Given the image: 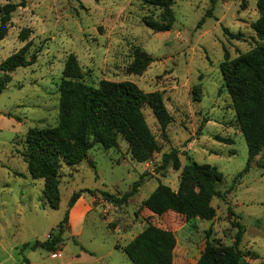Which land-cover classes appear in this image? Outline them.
<instances>
[{
    "label": "rangeland",
    "instance_id": "374dc122",
    "mask_svg": "<svg viewBox=\"0 0 264 264\" xmlns=\"http://www.w3.org/2000/svg\"><path fill=\"white\" fill-rule=\"evenodd\" d=\"M258 1L218 0L204 18L209 0H161L157 5L139 0H24L25 8L11 15L0 41V77L6 75L1 65L10 57L21 51L27 60L35 57L33 65L8 73L11 81L0 93V264H21L23 258L29 264H132L123 249L149 226L174 235L172 264H196L207 243L234 246L236 225L244 229L237 245L243 264H264V170L258 167L264 153L248 173L236 177L245 167L247 147L220 70L225 60L256 46ZM19 2L0 0V9ZM163 14L173 19L168 31L157 33L145 25L170 21ZM136 54L151 61L134 71ZM70 56L86 85L128 82L145 94L159 93L171 123L161 128L143 108L156 145L144 163L134 161L119 139L114 149L94 146L76 166L61 164L58 207L53 210L44 196V181L31 177L23 155L30 131L57 126L59 86ZM227 139L232 144L223 142ZM172 150L178 151L181 167L195 162L222 174L220 197L211 201L212 221L191 227L173 212L155 216L142 207L158 183L177 190L180 171L171 163L163 167L161 161ZM140 178L137 194L123 205L99 193L82 194L80 203L88 208L77 231L68 222L61 251L23 247L48 238L73 193L96 190L120 198Z\"/></svg>",
    "mask_w": 264,
    "mask_h": 264
},
{
    "label": "trees",
    "instance_id": "16d2710c",
    "mask_svg": "<svg viewBox=\"0 0 264 264\" xmlns=\"http://www.w3.org/2000/svg\"><path fill=\"white\" fill-rule=\"evenodd\" d=\"M139 1L144 5L161 4V0ZM217 2L218 0H209L210 8L204 18L210 16ZM162 7L165 12L169 11L167 6ZM19 8H25L24 0L6 4L0 9V41L6 36L11 15ZM257 10L259 19L253 25L258 41L256 46L232 61L225 60L220 67L223 86L232 101L236 121L247 147L246 164L237 178L248 173L255 158L264 153V0L257 2ZM163 15L165 20L170 21L162 24L146 22L145 25L157 33L168 31L173 19L170 14ZM136 58L134 71L145 68L151 61L143 54H136ZM34 63L35 57L27 60L23 51L7 59L1 65L6 75L0 77V93L11 81L8 73ZM81 79L75 58L70 56L64 65L59 86L57 126L34 129L28 133L25 142L23 161L34 180L44 181V196L53 210L58 207L57 177L61 164L76 166L94 146L103 150L114 149L119 139L126 143L134 161L144 163L151 158L156 145L145 122L143 108L149 109L161 128L164 129L171 123L159 93L145 94L128 82L101 81L97 87H92L84 84ZM223 142L232 144L230 139ZM177 154V150H172L161 158L163 167L171 163L173 170L180 171L177 190L173 191L158 183L142 203V207L155 216L173 212L184 218L186 226L194 227L197 221H212L215 210L211 201L220 197L217 188L222 181V174L214 167L195 162L181 167ZM258 167L264 170V156ZM141 182V178L135 181L130 190L120 198L96 190H79L73 193L62 220L48 234V238L44 242L35 241L32 245L23 247L30 251L45 250L51 254L61 251L64 235L68 230L69 210L82 194L95 197L99 193L119 206L126 204L137 194ZM236 228L234 246H214L207 243L196 264H243L237 245L241 242L244 229L240 225H236ZM175 245L172 233L149 226L123 249V253L132 264H172ZM251 257L255 256L252 254ZM21 264H29V261L23 258Z\"/></svg>",
    "mask_w": 264,
    "mask_h": 264
},
{
    "label": "crops",
    "instance_id": "0c3cea01",
    "mask_svg": "<svg viewBox=\"0 0 264 264\" xmlns=\"http://www.w3.org/2000/svg\"><path fill=\"white\" fill-rule=\"evenodd\" d=\"M80 200L81 199H78L73 208L70 210L69 214V223L71 224V227L74 231L78 230L81 217L85 215V210L88 208L86 204L80 203Z\"/></svg>",
    "mask_w": 264,
    "mask_h": 264
}]
</instances>
